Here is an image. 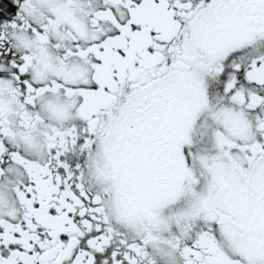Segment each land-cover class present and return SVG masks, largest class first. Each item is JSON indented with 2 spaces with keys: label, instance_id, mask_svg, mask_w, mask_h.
Returning <instances> with one entry per match:
<instances>
[{
  "label": "snow or ice",
  "instance_id": "6c2138e0",
  "mask_svg": "<svg viewBox=\"0 0 264 264\" xmlns=\"http://www.w3.org/2000/svg\"><path fill=\"white\" fill-rule=\"evenodd\" d=\"M0 264H264V0H0Z\"/></svg>",
  "mask_w": 264,
  "mask_h": 264
}]
</instances>
